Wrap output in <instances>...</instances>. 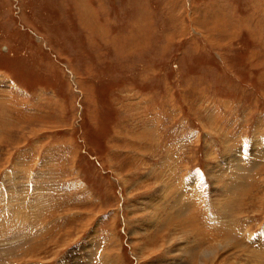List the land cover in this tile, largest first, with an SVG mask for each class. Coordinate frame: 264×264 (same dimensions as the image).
<instances>
[{"label":"rangeland","instance_id":"rangeland-1","mask_svg":"<svg viewBox=\"0 0 264 264\" xmlns=\"http://www.w3.org/2000/svg\"><path fill=\"white\" fill-rule=\"evenodd\" d=\"M0 229V264H264V0H0Z\"/></svg>","mask_w":264,"mask_h":264},{"label":"bare ground","instance_id":"bare-ground-1","mask_svg":"<svg viewBox=\"0 0 264 264\" xmlns=\"http://www.w3.org/2000/svg\"><path fill=\"white\" fill-rule=\"evenodd\" d=\"M150 151V150H149ZM148 151V152H149ZM239 159V158H238ZM234 162H238V160L236 161H234ZM166 163V162H165ZM164 164V163H163ZM166 165V164H165ZM229 166V165H228ZM166 167V166H165ZM176 168V167H175ZM167 169V168H166ZM210 170V169H209ZM155 175V174H154ZM168 177V176H167ZM170 177V176H169ZM180 180V179H179ZM182 181V180H181ZM164 184V183H163ZM177 184V183H176ZM178 185V184H177ZM165 186V185H164ZM168 186V185H167ZM218 186V185H217ZM162 187V186H161ZM179 187V186H178ZM170 189V188H169ZM169 189L168 190H166V189H161V190H158L157 192H156V194H155V196L158 198V196L160 197V198H166V196H167V193L169 192ZM175 190V189H174ZM166 191V192H165ZM160 192V193H159ZM171 192V191H170ZM166 194V195H165ZM214 200V199H213ZM160 204V203H159ZM182 204V203H181ZM168 206V205H167ZM169 207V206H168ZM173 207H174V205H173ZM181 214V213H180ZM179 214V215H180ZM184 214V213H183ZM166 218V217H165ZM146 220V219H145ZM168 220V219H167ZM174 220V219H173ZM150 223V222H149ZM190 228V227H189ZM1 230V229H0ZM194 232V231H193ZM2 234V233H1ZM13 235V234H12ZM168 239V238H167ZM2 242H0V244H1ZM198 243V242H197ZM4 248V247H3ZM7 250V249H6ZM202 251V250H201ZM6 252V251H5ZM260 252V251H259ZM1 253H3V251L1 252ZM7 253H8V251H7ZM73 253V252H72ZM258 253V252H257ZM4 254V253H3ZM74 254H75V252H74ZM259 254H261V253H258L257 254V256L259 255ZM78 255V254H77ZM210 255V254H209ZM209 255H207V257L209 256ZM255 255H256V253H255ZM256 256V257H257ZM263 256V255H262ZM261 256V257H262ZM71 257V256H70ZM204 258L203 259V261H205L204 263L205 264H214V262H215V256H212V254L210 255V257L209 258ZM260 257V256H259ZM71 258H73V257H71ZM74 258H76L75 256H74ZM258 258V257H257ZM78 260H76V259H69V263L68 264H78V262H77ZM206 261H208V262H206ZM249 261V260H248ZM251 263H252V261H251ZM260 263V262H259ZM254 264V263H253Z\"/></svg>","mask_w":264,"mask_h":264}]
</instances>
